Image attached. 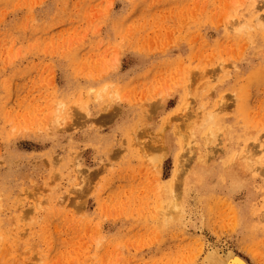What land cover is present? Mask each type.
<instances>
[{
    "label": "rangeland",
    "instance_id": "1",
    "mask_svg": "<svg viewBox=\"0 0 264 264\" xmlns=\"http://www.w3.org/2000/svg\"><path fill=\"white\" fill-rule=\"evenodd\" d=\"M214 251L264 264V0H0V264Z\"/></svg>",
    "mask_w": 264,
    "mask_h": 264
},
{
    "label": "bare ground",
    "instance_id": "2",
    "mask_svg": "<svg viewBox=\"0 0 264 264\" xmlns=\"http://www.w3.org/2000/svg\"><path fill=\"white\" fill-rule=\"evenodd\" d=\"M178 166V165H177ZM188 168H189V166H188ZM184 169V168H183ZM177 173V172H176ZM182 176V175H181ZM178 177H180V175L178 176ZM175 178V177H174ZM180 179V178H179ZM177 181H178V179H177ZM180 181H182V180H180ZM176 182V181H175ZM174 182V183H175ZM177 183V182H176ZM171 184H173V183H171ZM179 187V186H178ZM181 188V187H180ZM177 190V189H176ZM178 191H179V189H178ZM177 193V192H176ZM178 194V193H177ZM176 194V196H178ZM180 194V193H179ZM180 196V195H179ZM178 196V197H179ZM173 197L175 198V195H173ZM172 197V198H173ZM180 199V198H179ZM178 198H177V201L179 200ZM177 201H176V198H175V202H174V208H177V206L175 205V204H177ZM179 202V204H180V200L178 201ZM196 202V201H195ZM173 208V209H174ZM171 209V207L169 208V210ZM177 210V209H176ZM182 210V209H181ZM180 210V211H181ZM178 211V210H177ZM162 212V211H161ZM171 212H174V213H170L171 215L173 214V215H175L176 213H175V210L174 211H172V209H171ZM163 213V212H162ZM168 213V214H169ZM181 213H182V211H181ZM168 214H166V215H168ZM169 214V215H170ZM180 215V213L178 212L176 215ZM169 215L167 216V217H169ZM175 215V216H176ZM182 219H184V218H182ZM181 219V220H182ZM175 221V220H174ZM177 221H178V219H177ZM184 221V220H183ZM202 230V229H201ZM199 232V231H198ZM215 252V251H214ZM208 253V257L206 258V260H204L205 262H206V264H247L246 262H245V260H243L241 257H239L238 255H235V254H231V252L230 253H228V254H226L224 257H222V256H218L216 253L217 252H215V253ZM206 254V253H205ZM202 261V260H201Z\"/></svg>",
    "mask_w": 264,
    "mask_h": 264
}]
</instances>
